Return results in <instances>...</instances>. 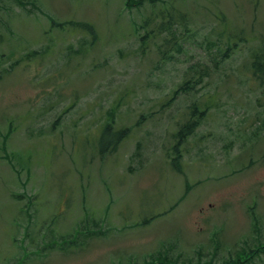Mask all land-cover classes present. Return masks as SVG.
Wrapping results in <instances>:
<instances>
[{
  "label": "rangeland",
  "instance_id": "1",
  "mask_svg": "<svg viewBox=\"0 0 264 264\" xmlns=\"http://www.w3.org/2000/svg\"><path fill=\"white\" fill-rule=\"evenodd\" d=\"M259 51L264 0H0V264H264Z\"/></svg>",
  "mask_w": 264,
  "mask_h": 264
},
{
  "label": "trees",
  "instance_id": "2",
  "mask_svg": "<svg viewBox=\"0 0 264 264\" xmlns=\"http://www.w3.org/2000/svg\"><path fill=\"white\" fill-rule=\"evenodd\" d=\"M145 0H127L128 5H130V7L132 8L133 6H140L143 4ZM152 3H155L157 0H149ZM131 3V4H130ZM170 22V23H169ZM168 23H162L159 27V34H161L163 31H166L168 28L171 27L170 24L173 25V21L172 19H169ZM58 24V23H55ZM66 24H70V23H61L59 26L62 25H66ZM70 25H77L80 26L88 31L92 30L91 25H89L88 23H77V22H73ZM149 33L145 36H142V44H145L147 39L149 38ZM179 48V46H178ZM35 53H38V51H36ZM228 54L225 53V55L222 58H226ZM252 72L253 74L264 84V51H259L256 52L252 61ZM190 81H185L181 84V86L179 87L178 90H176V95H179L181 93H186L188 92V90H190V85H189ZM195 109V107L193 108V110ZM206 111H202L201 115L198 119H201L204 115H205ZM191 120H189V122H186L179 130V132L176 135L177 138V143L182 144L183 142H185V140L194 132L195 130V124L193 120V116L195 115V111L192 112L191 115ZM198 121V120H197ZM110 124V123H108ZM129 135V129L125 128V129H120L119 131L113 130L111 125H107L104 128L103 134L100 136V138H98V149L100 151L101 154H105L107 152H110L109 150H116V148L118 147V145L120 144V142L126 138ZM112 148V149H111ZM177 149V146L175 147ZM254 252L253 250L249 251V253ZM158 256H160V259H157L155 257V255L152 256L151 261L148 262V264H178V260L177 258H170L169 256H165V258H161L162 253L158 254ZM237 259V260H236ZM233 258L229 261V263H225V264H246L247 260H245V258H242L240 256L237 258ZM206 263V262H205ZM203 262H201L200 260L197 261L196 263H183V264H205ZM208 264H213V263H208Z\"/></svg>",
  "mask_w": 264,
  "mask_h": 264
}]
</instances>
